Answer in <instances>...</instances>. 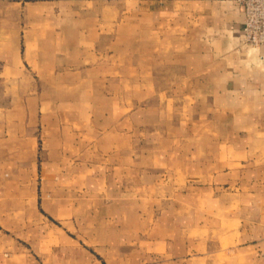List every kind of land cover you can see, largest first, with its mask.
Masks as SVG:
<instances>
[{"label": "crops", "instance_id": "0c3cea01", "mask_svg": "<svg viewBox=\"0 0 264 264\" xmlns=\"http://www.w3.org/2000/svg\"><path fill=\"white\" fill-rule=\"evenodd\" d=\"M126 1L142 3L128 11L143 18L141 94L170 104L112 100V143L126 150L88 168L82 148L62 147L85 141L54 111L40 127L38 98L58 95L47 82L66 84L65 96L108 95L102 81L118 68H88L82 41L102 42L118 0H0V264H264V44L242 38L243 3ZM136 122L176 129L174 150L164 135V148L136 158ZM156 187L175 198L155 202Z\"/></svg>", "mask_w": 264, "mask_h": 264}, {"label": "rangeland", "instance_id": "374dc122", "mask_svg": "<svg viewBox=\"0 0 264 264\" xmlns=\"http://www.w3.org/2000/svg\"><path fill=\"white\" fill-rule=\"evenodd\" d=\"M141 4V2L138 5L136 2L132 3L126 0H118V19L117 21H113L112 30H110V27L108 29L105 27L103 28L104 32L102 42L100 41L99 33H96L92 37L91 33L89 32L86 34V41H82L83 46L86 45V47L89 48L85 53L81 50V58L82 60L86 58L85 60L88 68H92L94 66L95 59L97 64L100 63V60H102L103 65L106 68L105 71L108 72V77H110L109 73L112 68H118L117 80L103 79L102 81V88L104 90L103 93L105 94L106 92L108 95H104L102 97L92 95H87L85 97L79 95L65 96L62 95V92L64 89H68L66 84L64 85L63 83L59 82H47L50 86L49 88H53L52 84H55L54 92H56L58 95L40 96L38 98V116L40 127L42 124H46L47 111L49 110V113L50 111H54L53 114H51L54 117V122L67 124V128H69L68 132L70 134L69 138H82L86 144L70 145L68 144L69 142L66 141V144L62 147H64L68 152H74L75 150L82 148L83 152L86 153L88 156L87 158L89 159L86 165L88 168H94V166H96L95 164H102L104 166H109L114 163L116 164V161L112 162V160H110L111 153L116 155L119 154V152L126 150L125 144L121 147H117L116 144L112 143V139L116 137V135L113 137L112 135L114 134H111L112 124L116 125L114 121L116 117H112L113 114L116 113L111 112L112 100H118V102L124 104L125 107L127 104V97L134 101L135 107L142 106L143 104H170V100H167L168 98L158 96L144 97L141 94L144 83L142 80L144 71V51L142 48L143 34L141 26L143 18L141 15H135V17L128 15V11H130L133 7H141ZM83 7H85L84 9H87L90 13H94V11H96L97 5L94 2L88 1L86 2V5H83ZM102 23L103 25H110V23L106 22L105 20H103ZM133 23L136 28V33L129 32V26H133ZM116 26H118L117 30L115 29ZM106 30L109 31L107 32ZM94 45H96L95 49ZM115 62H117V66L114 64ZM47 83L38 82V87L43 88L44 91H47ZM112 84H115V88L112 87ZM117 84L118 87H116ZM99 86L100 85L98 81H88L87 83V88L92 91H94ZM131 89H135L136 95L134 97L127 96V92ZM78 92L79 91H77V93ZM112 92L113 95H111ZM22 99L24 104H31L30 98L24 97ZM137 116L141 117L142 115H136V118ZM119 120H121V118H119ZM40 131L38 138L40 143L39 149L41 152L43 151L41 149L43 137ZM155 131L158 130L155 128H149L146 125L143 126L141 123H135L134 150L136 158L140 157L143 152H155L159 148H164V145L159 146V141L164 135H166V137L171 140V142H168L165 147L168 148V151L174 150L175 145L172 143V140L176 135H178L176 133V129H162L161 134H157ZM120 139L121 137H119V140ZM44 145L45 147H48L46 143ZM99 153L103 154L100 155V157H102L101 163L98 161V158L100 159ZM42 157L43 155H41V158ZM41 158L39 161H43ZM74 162H76V160H74ZM120 162L121 161L118 163ZM135 164V166H138L139 168L136 170V180L139 182V184H136V186H142L143 184L140 183V181L143 179L140 177L143 173L142 161H140V159H136ZM158 174L160 176L157 178L160 177L163 182L170 184V178L168 177L167 173L159 172ZM150 196L155 202H170L175 198V193L174 191L166 190L165 187H156L155 191H151Z\"/></svg>", "mask_w": 264, "mask_h": 264}, {"label": "built area", "instance_id": "2783aa9c", "mask_svg": "<svg viewBox=\"0 0 264 264\" xmlns=\"http://www.w3.org/2000/svg\"><path fill=\"white\" fill-rule=\"evenodd\" d=\"M241 2L244 5L242 38L254 46L264 44V0H241Z\"/></svg>", "mask_w": 264, "mask_h": 264}]
</instances>
